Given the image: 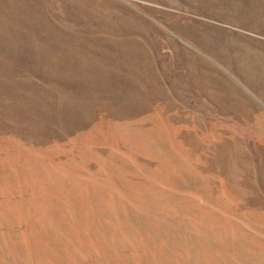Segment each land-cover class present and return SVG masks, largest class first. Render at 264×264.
I'll return each instance as SVG.
<instances>
[{
    "label": "rangeland",
    "instance_id": "obj_1",
    "mask_svg": "<svg viewBox=\"0 0 264 264\" xmlns=\"http://www.w3.org/2000/svg\"><path fill=\"white\" fill-rule=\"evenodd\" d=\"M0 264H264V0H0Z\"/></svg>",
    "mask_w": 264,
    "mask_h": 264
}]
</instances>
